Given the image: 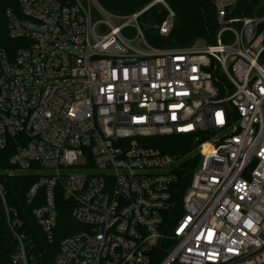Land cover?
<instances>
[{
	"label": "built area",
	"instance_id": "1",
	"mask_svg": "<svg viewBox=\"0 0 264 264\" xmlns=\"http://www.w3.org/2000/svg\"><path fill=\"white\" fill-rule=\"evenodd\" d=\"M213 0L211 42L159 47L97 0H14L0 46V197L14 264H46L3 177L32 174L49 242L58 198L81 228L53 264H264V13ZM183 138L171 153L162 138Z\"/></svg>",
	"mask_w": 264,
	"mask_h": 264
},
{
	"label": "trees",
	"instance_id": "2",
	"mask_svg": "<svg viewBox=\"0 0 264 264\" xmlns=\"http://www.w3.org/2000/svg\"><path fill=\"white\" fill-rule=\"evenodd\" d=\"M101 6L114 15L124 16L141 10L153 0H97ZM263 0H242L241 9L245 15L264 13V5L259 6ZM14 0H0V46H7L10 40L7 34L5 11ZM175 11L176 18L173 29L168 36L162 37L157 25L167 16L165 8L154 5L144 12L140 24L148 41L159 47L188 46L200 41L211 42L219 29L216 8L213 0H166ZM166 147L160 146L166 152H184L189 147H183V138L179 136L161 139ZM14 150L12 147L0 148V169L12 168L10 157ZM7 188V202L13 206L25 222V228L35 237L38 250L43 253L46 264H53L60 243L63 238L81 228L73 217V202L63 194L58 198L59 221L53 242H49L33 216V209L45 202V196L29 202L28 191L35 182L32 174H14L3 177ZM17 243L13 232L10 230L6 218L4 203L0 197V264H14L12 255L16 251Z\"/></svg>",
	"mask_w": 264,
	"mask_h": 264
},
{
	"label": "rangeland",
	"instance_id": "3",
	"mask_svg": "<svg viewBox=\"0 0 264 264\" xmlns=\"http://www.w3.org/2000/svg\"><path fill=\"white\" fill-rule=\"evenodd\" d=\"M262 5H264V0L261 2V4H260L259 6H262ZM158 6L161 7V8H162V7L165 8V7H164L163 5H161V4L158 5ZM145 7H146V6H145ZM145 7H143V8H145ZM143 8H142V9H143ZM173 264H177V263L175 262V263H173Z\"/></svg>",
	"mask_w": 264,
	"mask_h": 264
}]
</instances>
